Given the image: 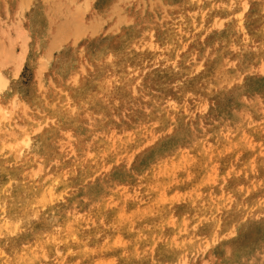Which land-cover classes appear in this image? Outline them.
I'll use <instances>...</instances> for the list:
<instances>
[{
    "label": "rangeland",
    "instance_id": "rangeland-1",
    "mask_svg": "<svg viewBox=\"0 0 264 264\" xmlns=\"http://www.w3.org/2000/svg\"><path fill=\"white\" fill-rule=\"evenodd\" d=\"M0 71V264H264V0H0Z\"/></svg>",
    "mask_w": 264,
    "mask_h": 264
},
{
    "label": "bare ground",
    "instance_id": "bare-ground-1",
    "mask_svg": "<svg viewBox=\"0 0 264 264\" xmlns=\"http://www.w3.org/2000/svg\"><path fill=\"white\" fill-rule=\"evenodd\" d=\"M60 6V5H59ZM58 6V7H59ZM57 7V6H56ZM79 7H80V5H79ZM81 8V7H80ZM245 8V7H244ZM53 9H55V8H53ZM57 10H58V8H57ZM57 10H55V11H57ZM69 11V10H68ZM58 12H60L59 10H58ZM239 18H241L242 17V12L241 13H239ZM75 21V20H74ZM79 21V20H78ZM65 24V23H64ZM68 24H70L71 25V23H70V21L68 22ZM75 24H77V26H78V23L76 22ZM81 25H82V23H80ZM80 25V26H81ZM79 26V27H80ZM78 27V28H79ZM66 28H68V27H66ZM75 28H76V26H75ZM68 30V29H67ZM80 30H82V29H80ZM79 30V31H80ZM71 31V30H70ZM74 31H75V29H74ZM79 33V32H78ZM77 33V34H78ZM75 34V33H74ZM55 39V38H54ZM8 83H9V80H8V78L0 71V118H1V115H2V113H3V116H4V113H9V111L4 107V106H2L1 105V101H2V97H3V94H4V91H5V89L7 88V86H8ZM30 143H31V139H30V137H28V136H23L19 141H17V142H14V143H10L9 144V147L11 148V149H13L14 151H15V154L17 153L18 155L17 156H20L25 150H27L29 147H30ZM59 251V250H58Z\"/></svg>",
    "mask_w": 264,
    "mask_h": 264
}]
</instances>
